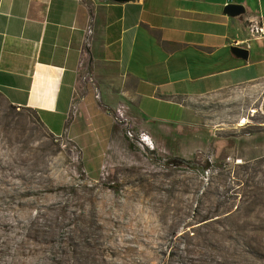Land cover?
<instances>
[{
    "label": "rangeland",
    "instance_id": "obj_1",
    "mask_svg": "<svg viewBox=\"0 0 264 264\" xmlns=\"http://www.w3.org/2000/svg\"><path fill=\"white\" fill-rule=\"evenodd\" d=\"M239 93L143 130L154 149L124 116L94 144L0 95V264H264V113Z\"/></svg>",
    "mask_w": 264,
    "mask_h": 264
},
{
    "label": "crops",
    "instance_id": "obj_2",
    "mask_svg": "<svg viewBox=\"0 0 264 264\" xmlns=\"http://www.w3.org/2000/svg\"><path fill=\"white\" fill-rule=\"evenodd\" d=\"M227 4L244 11L227 16ZM253 26L264 33V0H0V95L52 135L67 128L94 144L119 108L150 133L227 90L240 92L233 108H262L264 37Z\"/></svg>",
    "mask_w": 264,
    "mask_h": 264
},
{
    "label": "water",
    "instance_id": "obj_3",
    "mask_svg": "<svg viewBox=\"0 0 264 264\" xmlns=\"http://www.w3.org/2000/svg\"><path fill=\"white\" fill-rule=\"evenodd\" d=\"M113 2H126V1H133V0H110ZM244 11L243 6L239 4H227L223 8V13L227 16L235 17L240 15ZM230 52L236 56L237 58H240L242 60H246L248 57V50L244 47L240 46H231L230 47ZM263 108V113H264V104L262 106Z\"/></svg>",
    "mask_w": 264,
    "mask_h": 264
},
{
    "label": "built area",
    "instance_id": "obj_4",
    "mask_svg": "<svg viewBox=\"0 0 264 264\" xmlns=\"http://www.w3.org/2000/svg\"><path fill=\"white\" fill-rule=\"evenodd\" d=\"M96 1H99V0H96ZM251 31L253 32V33H258L259 32V34H261V36L262 37H264V33H263V31H262V27H256V26H253L252 28H251ZM94 96H95V98L96 99H98L99 98V95H98V90H94ZM116 113H117V118L119 119H124L123 118V112L122 111H120V108L119 109H117L116 110ZM128 135L131 137L132 136V134L130 133V132H128ZM137 142L144 148H147V149H154V143H153V140L151 139V137L147 134V133H145V132H143V131H140L139 133H138V135H137Z\"/></svg>",
    "mask_w": 264,
    "mask_h": 264
},
{
    "label": "trees",
    "instance_id": "obj_5",
    "mask_svg": "<svg viewBox=\"0 0 264 264\" xmlns=\"http://www.w3.org/2000/svg\"><path fill=\"white\" fill-rule=\"evenodd\" d=\"M35 113L37 115L38 120L40 121V119H39L38 114H37L36 111H35ZM171 163H173V165H176V166H182V165L183 166H186V167H188V168H190L192 170L198 171L200 173H204L205 172V169L207 167V164L206 165H201L199 163H194L191 160H186L184 158H172L171 159Z\"/></svg>",
    "mask_w": 264,
    "mask_h": 264
},
{
    "label": "bare ground",
    "instance_id": "obj_6",
    "mask_svg": "<svg viewBox=\"0 0 264 264\" xmlns=\"http://www.w3.org/2000/svg\"><path fill=\"white\" fill-rule=\"evenodd\" d=\"M253 112H255V110H254ZM244 122H245V121L243 120L242 123H244Z\"/></svg>",
    "mask_w": 264,
    "mask_h": 264
}]
</instances>
